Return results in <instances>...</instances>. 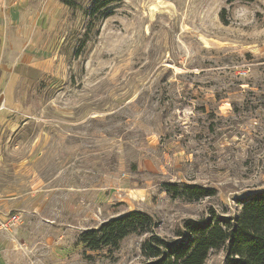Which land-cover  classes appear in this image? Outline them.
<instances>
[{"label":"rangeland","instance_id":"obj_1","mask_svg":"<svg viewBox=\"0 0 264 264\" xmlns=\"http://www.w3.org/2000/svg\"><path fill=\"white\" fill-rule=\"evenodd\" d=\"M72 1L0 0V264H143L149 234L80 235L140 211L176 241L264 191V0Z\"/></svg>","mask_w":264,"mask_h":264},{"label":"trees","instance_id":"obj_2","mask_svg":"<svg viewBox=\"0 0 264 264\" xmlns=\"http://www.w3.org/2000/svg\"><path fill=\"white\" fill-rule=\"evenodd\" d=\"M118 1L96 0L91 15L95 16ZM61 2L67 7L76 5L72 0ZM164 187L173 198L184 197L189 201L215 194L193 185L165 184ZM240 204L242 209L234 219L211 217L185 222L176 241L155 235L153 217L140 211L105 221L99 228L82 233L79 239L88 251H103L117 250L130 236L149 234L141 245L146 259L143 264H205L212 252L223 248L227 250L225 264H264V191L251 195Z\"/></svg>","mask_w":264,"mask_h":264},{"label":"built area","instance_id":"obj_3","mask_svg":"<svg viewBox=\"0 0 264 264\" xmlns=\"http://www.w3.org/2000/svg\"><path fill=\"white\" fill-rule=\"evenodd\" d=\"M0 108L1 110L4 109V107ZM20 220L21 218L18 214L4 218L0 217V231H10L15 225L19 224Z\"/></svg>","mask_w":264,"mask_h":264},{"label":"crops","instance_id":"obj_4","mask_svg":"<svg viewBox=\"0 0 264 264\" xmlns=\"http://www.w3.org/2000/svg\"><path fill=\"white\" fill-rule=\"evenodd\" d=\"M17 205H19V203H17ZM29 249H30V245H28V251H29ZM0 259L2 260V261H4L5 260V258L7 257V258H10V256L12 257V256H14L12 253H14L13 252V250L12 249H4V248H0Z\"/></svg>","mask_w":264,"mask_h":264}]
</instances>
